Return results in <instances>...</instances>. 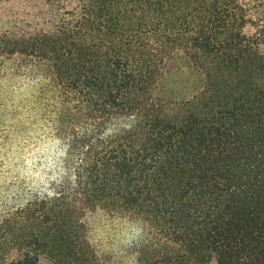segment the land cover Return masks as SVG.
<instances>
[{
  "label": "trees",
  "instance_id": "obj_1",
  "mask_svg": "<svg viewBox=\"0 0 264 264\" xmlns=\"http://www.w3.org/2000/svg\"><path fill=\"white\" fill-rule=\"evenodd\" d=\"M62 149L0 210V264H264V0H0V62ZM202 76L165 99L169 69Z\"/></svg>",
  "mask_w": 264,
  "mask_h": 264
},
{
  "label": "rangeland",
  "instance_id": "obj_2",
  "mask_svg": "<svg viewBox=\"0 0 264 264\" xmlns=\"http://www.w3.org/2000/svg\"><path fill=\"white\" fill-rule=\"evenodd\" d=\"M16 61L0 62V210L45 189L57 175L62 149L50 122L47 87ZM202 76L181 65L166 73L158 93L181 99L195 92Z\"/></svg>",
  "mask_w": 264,
  "mask_h": 264
}]
</instances>
